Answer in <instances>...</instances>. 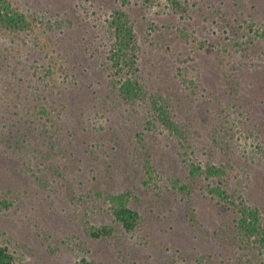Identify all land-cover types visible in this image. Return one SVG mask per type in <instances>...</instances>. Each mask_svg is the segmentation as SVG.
<instances>
[{
	"label": "rangeland",
	"instance_id": "obj_1",
	"mask_svg": "<svg viewBox=\"0 0 264 264\" xmlns=\"http://www.w3.org/2000/svg\"><path fill=\"white\" fill-rule=\"evenodd\" d=\"M12 2L20 5L16 0ZM20 2L26 9L36 11L40 18L45 15L53 23H59L60 19L65 23L62 35L61 29L51 36L60 45L54 47L55 51L46 40V35L53 32L39 35L35 27L41 42L48 44L44 48L23 49L21 58L28 57V63L34 61L42 68H38L41 74L60 75V79L77 80L79 85L89 82L88 90L97 86V81L105 80L107 71L104 69L109 68L106 57L111 44L105 22L112 9L119 5L118 0ZM126 11L134 24L137 46L134 51L129 48V54L136 55L148 87L169 96L174 115L184 127L181 130L190 131V138L181 139L183 145H180L176 136L153 126L151 133L143 130L148 141L145 149L133 134L143 124L140 114L136 118L127 115L123 108L113 109L109 120L105 117L98 121V126L107 130L100 129L105 135L111 130V135L103 138L109 143L107 151L115 154L121 164L116 175L115 172L101 173L99 188L106 187L105 181L123 180L125 176L133 179L137 175V193L141 200H137L135 206L141 207V224L123 236L120 227L103 210V203L100 205L102 199L72 196L60 182L57 185L49 179L45 188L38 185L33 163L41 159L43 165L54 168L55 163L65 164L61 156L50 158L43 151L37 159L28 160L26 166L24 163V170L21 164L18 166L19 176H8L0 171V243L8 245L17 264H78L85 255L99 264H126L125 261L127 264H174L181 260L179 250L204 254L211 249L224 250L235 260L242 257L238 262L249 264L247 258L256 260V256L264 252L243 251L233 246L232 239L225 243L213 235L214 231L221 235L229 230L235 215L230 210L220 211L206 192L205 184L187 178L183 157H193L203 167L207 163H226L230 157L232 166L225 168L229 185L240 200L262 207L264 218V131H259L260 127L264 128V37L260 35L264 30V0H129ZM0 38L9 39L1 33ZM25 72L18 71L12 80H0L1 94L11 98L17 92L21 95L22 99H14L15 109L25 98L33 99L31 91L37 89L35 77L29 72L26 76ZM18 77L26 82L30 80V88L26 82L20 83ZM26 91H30L28 95ZM98 92L103 96L104 90ZM70 100L74 107L70 115L79 121L81 109L75 99ZM59 109L62 112L60 105ZM244 110H249L250 115ZM3 123L0 118V126ZM128 125L130 136H121ZM232 125L234 132L236 128L240 131L234 135L237 142L230 139ZM77 132L81 134L68 136L72 143L67 141L73 149L81 145L87 147L92 136L86 130ZM145 150L153 158L155 169L160 171V175H152L151 189L143 186L146 175L139 167L138 155H144ZM253 152L261 155L257 165L247 163L246 156L252 157ZM123 160L129 167L122 172ZM99 171L97 168L96 173ZM74 174L78 178L79 173ZM179 180L188 185L185 193L178 190ZM89 219L98 227L111 225L112 235L100 241L88 239L83 232L79 235L73 232L79 227L73 222ZM31 221L38 224L35 229ZM71 222L76 228L63 234V225ZM220 229L224 230L220 232ZM38 230L42 232L40 235ZM245 253L248 256H243Z\"/></svg>",
	"mask_w": 264,
	"mask_h": 264
},
{
	"label": "trees",
	"instance_id": "obj_2",
	"mask_svg": "<svg viewBox=\"0 0 264 264\" xmlns=\"http://www.w3.org/2000/svg\"><path fill=\"white\" fill-rule=\"evenodd\" d=\"M16 1L18 5L20 4L19 6L13 4L12 0H0V33L9 38L8 40L0 38V80L2 82L12 80L18 71L26 70V76L29 72L35 77L37 89L31 91L33 99L25 98L26 100L19 103L20 106H17V109L13 107V102L15 97L17 101L22 99L19 98L21 95H17L18 92L13 90L16 93L14 98L0 93V118L4 121L0 126V171L8 176L18 175L20 164L23 169L24 163L26 166L28 160L32 157L37 159V156L43 151H46L50 158L61 156L65 160V164L55 163L54 168L52 165H43L41 159L33 163L36 167L34 171H36L38 185L45 188L49 180L57 185L60 182L61 187L69 189V194L72 196L102 199L100 205L103 203L105 213L109 214L113 222L120 227L121 235L134 231L139 228L142 218L141 207L135 206V202L141 200L137 193L139 190V186L136 184L137 175L135 174L133 179H130V176H125L123 180L105 181L106 187L99 188L98 178L102 179L101 173L111 175L115 172L116 175L120 171L121 164L117 162L118 158L115 154L107 151L109 143L105 142L103 138L110 136L111 130L105 135L101 130H107L101 129L102 126H98V121L105 117L109 120V113L113 109L121 110L123 108L124 111L127 110V115L136 118L140 114L143 124L133 134L138 137L140 145L145 149L148 148L147 145L145 146L148 141L145 139L144 129L151 133L153 126L161 132V129L164 128L171 136H176L179 139L180 145H183L181 139L188 140L191 132H187V129L181 130L184 127L174 115L173 102L169 96L160 90L148 87L145 77L139 70L136 55L128 52L129 48L133 51L137 49L134 24L129 12L126 11L129 8V0H118L119 5L112 9L105 22L108 25L105 31L108 36H111L108 39L111 44L106 57L109 68L105 67L104 69L107 71L105 80L97 81V86L90 87V90L87 87L89 82L87 85H79L80 82L77 80L66 77L60 79V75L55 77L48 73L41 74L38 68H42L34 64V61L28 63V57L21 58L23 49L46 47L48 43L41 42L40 36H38L46 31L53 32L52 35H46L48 38L46 40L53 46H50L51 50L55 51L54 47L60 45L51 39V36L61 29L62 35L65 31V23L64 20L61 22V19L59 23H53L45 15L40 18L36 11L32 12L28 8L26 9L20 0ZM253 25L251 22V27ZM35 27L38 29V34ZM260 35L264 37V30ZM126 66L128 69L125 70ZM61 68L63 69L64 66ZM23 79V77L17 78L20 83H25L26 80ZM26 84L27 88H30V80H27ZM235 84L234 82L233 85ZM237 84L239 85V83ZM7 89L6 91H8ZM98 90H104L103 96H99ZM29 92L26 91L27 95ZM70 99H75V103L81 109L82 118L79 121L70 115L74 110L73 102ZM242 100L245 101L244 98ZM249 101L251 102V100ZM1 103L7 105L13 112ZM245 103H247V99ZM142 105L145 107L144 109L139 107ZM245 111L247 115H250L249 110ZM128 126L122 135L120 133L121 136H130V125ZM259 129L260 132L264 131L262 127ZM79 130H84V132L86 130L93 140L87 144V147L81 145L75 150L72 148L70 144L72 140L68 136L81 134L77 132ZM223 131L226 134V130ZM236 131L234 132V125H232L229 132L232 133L230 139L233 142H237V138L234 137L235 133L240 132L238 128ZM257 138L263 142L259 136ZM228 148L229 145L226 149ZM258 153L260 152H253L252 157L249 158L246 156L247 163L257 165L258 157L261 156ZM143 154L145 156L138 155L141 159L139 167L146 175V178L143 176L145 179L142 184L145 189H151L154 183L153 176L155 173L160 175V171L155 169L153 158L149 157L146 150ZM226 154H230V149L226 151ZM183 161L187 170V178L205 184L206 192L212 200H215L220 211L230 210L235 215L229 230L220 229V232L224 230L221 235L217 231H214L213 235H217L218 239L225 243L228 239H232L233 246L243 251L256 249L262 254L264 252L263 208L259 205H249L243 199L240 200L235 189L229 185L225 168L232 166L231 158L229 157L226 163H207L204 167L190 156L183 157ZM74 166H77L78 169H75ZM128 167L127 162L123 160L121 171L123 172ZM97 168L100 169L98 173H96ZM248 171L246 170L247 174H249ZM75 172H78L81 177L77 175V178ZM177 184L181 193L187 191V184L180 180ZM201 189L204 191L203 187ZM73 223L79 227L76 228V224L73 225ZM73 223H65L62 233L66 235L70 231L68 229L76 228L73 230L74 233L77 232L79 235L83 232L88 239H99L100 241L112 235L113 227L109 224L98 227L93 225L90 219L78 220ZM37 225L36 222L31 221L33 229ZM41 233L38 230L37 234ZM122 246L125 247L124 244ZM181 251L180 262H174V264H240L238 261L242 260V257L236 258V260L232 259L233 256L228 257L224 250L215 252L217 250L211 249L209 253L204 254L179 250V252ZM119 252L122 250L120 249ZM243 256L248 255L245 253ZM257 256L256 260L247 258L249 264H264V255ZM15 259L16 257L8 245L0 243V264H17ZM189 259L190 261H188ZM125 262L127 264V261ZM78 264H99V262L90 260L85 255L81 257Z\"/></svg>",
	"mask_w": 264,
	"mask_h": 264
}]
</instances>
